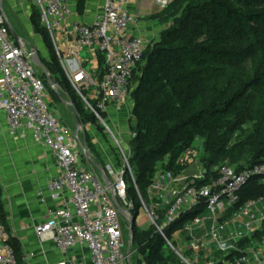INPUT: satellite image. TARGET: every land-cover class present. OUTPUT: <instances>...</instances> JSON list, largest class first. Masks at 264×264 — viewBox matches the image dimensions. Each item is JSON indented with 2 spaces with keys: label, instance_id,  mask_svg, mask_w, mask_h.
<instances>
[{
  "label": "built area",
  "instance_id": "1",
  "mask_svg": "<svg viewBox=\"0 0 264 264\" xmlns=\"http://www.w3.org/2000/svg\"><path fill=\"white\" fill-rule=\"evenodd\" d=\"M32 1L70 84L108 127L102 114L112 106L127 105L134 75L149 47L147 40L131 34L138 21L132 0H104L92 25L72 20L74 0ZM153 4L164 11L171 0H153ZM60 42L66 44L65 51L60 50ZM84 52L96 59L99 52L103 54V73L99 67L84 66ZM34 54H38L34 47L12 35L0 8V112L5 113L14 137L53 154L56 173L45 191L57 207L35 228V235L41 242H53L63 255L75 252L56 264H126L129 255L119 218H133L129 179L141 203L139 213H145L179 264H264V196L242 201L253 178L264 182V162L242 170L222 164L208 176L198 152L188 148L176 163L181 172L159 164L145 198L129 164L131 145L122 143L108 128L120 163L99 168L77 131L61 123L58 112L50 109ZM128 134L132 139L137 136ZM192 167L197 172L185 174ZM192 214L177 236L166 235L171 226ZM258 232L263 236L258 237ZM10 239L0 220V264H18Z\"/></svg>",
  "mask_w": 264,
  "mask_h": 264
},
{
  "label": "trees",
  "instance_id": "2",
  "mask_svg": "<svg viewBox=\"0 0 264 264\" xmlns=\"http://www.w3.org/2000/svg\"><path fill=\"white\" fill-rule=\"evenodd\" d=\"M75 1L79 11H82L85 0ZM231 1H242L251 7L259 0H174L160 13L164 17L183 9L175 25L162 34V41L147 48L139 65L141 67L145 62L142 73L137 77L136 71L133 78V82L138 81L134 93V115L138 124L135 129L137 136L131 142V165L136 185L145 198L157 172L158 162L170 155L162 167L181 172L183 168L177 167L176 163L190 147L196 131L204 126L207 127L204 130L207 139L201 164L208 176L223 160L229 161L238 170L264 162V106L259 104L264 103V9L247 13L234 8ZM38 17L40 20L39 12ZM31 21L50 53L49 61L40 59L45 70L55 77L56 87L62 76L70 84L48 31L41 29L37 23L36 12L32 13ZM258 57L261 58V71L254 74L252 87L259 96L251 99L241 110L238 121L234 124L229 122L225 128L222 117L217 116L228 113L231 108L230 102L221 104L228 93V85H223L226 81L224 77L228 71L248 77L246 65ZM98 60L99 72L103 73L105 59L101 52L98 53ZM42 78H45L44 74ZM207 96L213 101V106L195 112ZM77 113L83 125L90 122L82 117V114L85 115L83 111L77 110ZM216 116L218 118H211ZM246 123L254 124L251 133L245 140L232 144L231 136L237 126ZM85 141L88 142L89 138L86 137ZM243 162L249 165L244 166ZM131 182L129 179L128 199L133 198L130 200L135 202L133 216H137L141 203ZM263 196V180L253 178L243 191L242 201ZM194 215L171 226L166 235L181 228ZM0 220L8 232L1 199ZM151 229V233L143 231L136 238L140 255L145 256L146 264L153 261L173 264L170 261L176 256L166 248L156 228ZM10 244L16 252L18 264H25L19 242L11 237ZM163 250L168 256L162 253Z\"/></svg>",
  "mask_w": 264,
  "mask_h": 264
},
{
  "label": "crops",
  "instance_id": "3",
  "mask_svg": "<svg viewBox=\"0 0 264 264\" xmlns=\"http://www.w3.org/2000/svg\"><path fill=\"white\" fill-rule=\"evenodd\" d=\"M103 4L104 0H85L83 10L79 11L78 3L74 0L71 4V18L92 25L101 13ZM131 5L132 12L138 17L131 34L149 41L156 36L158 26L151 22L150 18L158 9L153 0H132ZM0 8L6 14L11 33L16 39L20 38L30 44L23 34H30L32 39L36 37L35 34L38 35L41 43L38 46L43 54L41 56L49 61V50L41 36L36 33L31 21L32 10L29 0H0ZM58 38L61 39V34H58ZM65 49L66 44L60 42V50ZM84 59V66L99 67L98 56L96 59L93 54H88ZM85 128L95 146L98 161L104 165L115 166L116 158L109 151L101 135L92 126ZM190 169H187L185 174H193L188 173ZM55 173L53 154L32 141L14 137L10 133L5 113L0 112V199L8 232L21 245L25 264H56L65 258L74 257L75 254L71 252L63 255L53 242H41L35 235V228L57 207L56 203L48 199L45 191L47 182ZM257 236L261 237L263 233L258 232ZM177 246L183 248L182 242L177 241Z\"/></svg>",
  "mask_w": 264,
  "mask_h": 264
},
{
  "label": "rangeland",
  "instance_id": "4",
  "mask_svg": "<svg viewBox=\"0 0 264 264\" xmlns=\"http://www.w3.org/2000/svg\"><path fill=\"white\" fill-rule=\"evenodd\" d=\"M174 0H171V4ZM30 2V7L33 12H36L37 14V23L42 29V25L40 24V20L38 17V12L37 9L33 3L32 0H29ZM231 4L233 5L234 8H237L243 12H252V11H259L264 9V0H259L257 4H253L251 7L247 6L244 4L242 1H231ZM185 8V7H184ZM162 11L156 12V14L152 15L150 18L151 22H154L157 24V32L156 36L152 39H149V46L153 47L155 44L160 43L162 41V34L166 31H168L170 28H172L176 21L180 18L183 9L178 10L176 14L169 15V16H164L161 17L160 13ZM18 30H21L20 27H17ZM20 33V32H19ZM37 33V31H36ZM23 34V33H21ZM36 37L33 39L31 38V35L26 33L23 34L24 38L26 41L30 43L32 47H34L37 50L38 56L41 59L43 55L40 51V47L38 46L39 44L41 45L39 41V37L37 34H35ZM50 36V35H49ZM82 56L85 58L87 56V53L84 52ZM145 66V62L141 65V67L138 68L137 70V77H139L142 73V69ZM247 69L249 71V76L245 77L242 75H238L237 72L234 71H228L227 74L225 75V83L223 84L226 87L227 96L221 101V104H225L227 102H230L231 108L229 109L228 113L220 114L217 116L222 117L223 119V126L228 127V123L238 121L239 113L241 110L244 109L246 105H248L251 102V99H254L259 96L258 91L255 90V88L252 87L254 84L253 78L254 74L256 72L261 71V58H254L251 61L247 63ZM37 73L39 76L42 77L44 74L43 70L40 68L37 70ZM45 78V87L48 92V104L50 109L56 111L60 115V121L61 123L68 125L70 128L73 130L77 131V119L76 115L77 110L83 111L85 115L82 114L83 118H88L90 120L89 123L84 124V132H80V140L84 146L86 145L90 155L96 162L99 168H103L104 164H101L98 161L97 158V152L95 149L94 144L91 142V139L86 131L85 127H94V129L101 135L102 140L105 142L106 146L108 147L109 151L114 155V157H117V153L115 151V141L113 137L111 136L108 128L112 131V133L121 140L122 143L126 145H131V142L133 141L132 137L129 136L128 132H133L136 133V127L138 124V120L134 115V108H135V99H134V93L138 87V81L133 82L132 84V91L130 98L128 100L127 105L125 106H112L108 110V112L102 114V118L105 120L107 123L108 127H105L104 124L100 122V120L93 114L89 106L85 103V101L79 96L77 91L67 82L64 76L59 80V84L57 85V89L53 88L49 82V79L53 82L56 83L55 77H51V75L46 76L44 74ZM231 80V81H230ZM231 82V83H230ZM57 84V83H56ZM90 92H85V95L88 96ZM236 97V99H233V97ZM242 97V99H240ZM89 103L95 107V104L89 101ZM237 103V104H235ZM258 104V101H257ZM264 106V103H260ZM213 106V101L211 98L208 96L204 100V103L201 105V107L195 112H198V110L202 109H207L209 107ZM211 117V118H218V117ZM254 124L253 123H246L243 125H238L235 132L232 134L231 139H232V144H235L239 141L245 140L246 137L251 133L253 129ZM207 127L205 126L201 129H198L196 131V134L194 138L192 139V143L189 148L195 149L200 158H202L205 155V147H206V139H207V133L206 130ZM89 138V141L86 142V137ZM131 147V146H130ZM133 157V154L129 153V164L134 172V167L131 165V159ZM118 158V157H117ZM116 158V159H117ZM170 158V155H167L164 157V159H161L158 162V165L161 164L162 162H167ZM117 161L120 160L118 159ZM222 164H229L231 163L227 160H223L221 163ZM242 165L248 166L246 162H243ZM233 166V165H232ZM188 173H196V167H192ZM129 182V181H128ZM132 183V182H131ZM133 184V183H132ZM130 200H133L132 197H130ZM133 202V201H132ZM135 203V202H133ZM135 213V212H134ZM133 214V213H132ZM133 216V215H132ZM126 216H120L119 221L123 229V234H124V241L126 244L127 248V254L130 252L129 260L126 262V264H146L144 261L145 256L140 255L139 251V246H138V241H136V238L139 236L138 234L140 232H148L151 233L153 225H151V222L148 220L146 217L145 213H139L138 210V215L136 216V222L134 225L132 224V220H129ZM134 217V216H133ZM189 222H186L181 228L176 230L173 234V236H177L184 228L187 227ZM162 253H165V256H168V253L164 250ZM172 260V259H171ZM170 263L173 264H179L178 257L176 256V259L170 261ZM151 264H164V262L161 261H153Z\"/></svg>",
  "mask_w": 264,
  "mask_h": 264
},
{
  "label": "water",
  "instance_id": "5",
  "mask_svg": "<svg viewBox=\"0 0 264 264\" xmlns=\"http://www.w3.org/2000/svg\"><path fill=\"white\" fill-rule=\"evenodd\" d=\"M33 60H34V63H35L38 67H40V68L43 70L44 74H45L46 76H49L48 72L45 70L43 64L41 63V60H40L38 54H34ZM49 82H50V84H51V86H52L53 88H56V87H55V84H54L50 79H49ZM76 119H77V134L80 135V132H84V125L82 124V122H81V120L79 119L78 115H76ZM95 164H96V163H95ZM96 165H97V164H96ZM97 166H98V165H97ZM135 222H136V216H134V217L132 218V224H133V225H134ZM128 255L130 256V252H128Z\"/></svg>",
  "mask_w": 264,
  "mask_h": 264
}]
</instances>
